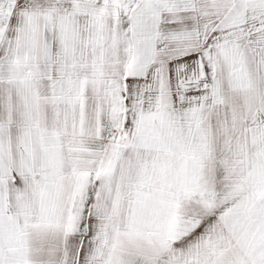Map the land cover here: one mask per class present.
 Returning <instances> with one entry per match:
<instances>
[{"label": "snow or ice", "instance_id": "snow-or-ice-1", "mask_svg": "<svg viewBox=\"0 0 264 264\" xmlns=\"http://www.w3.org/2000/svg\"><path fill=\"white\" fill-rule=\"evenodd\" d=\"M0 264H264V0H0Z\"/></svg>", "mask_w": 264, "mask_h": 264}]
</instances>
